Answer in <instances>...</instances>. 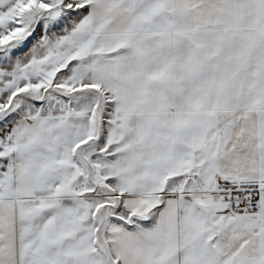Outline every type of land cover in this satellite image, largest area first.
Here are the masks:
<instances>
[{
	"label": "snow or ice",
	"instance_id": "obj_1",
	"mask_svg": "<svg viewBox=\"0 0 264 264\" xmlns=\"http://www.w3.org/2000/svg\"><path fill=\"white\" fill-rule=\"evenodd\" d=\"M0 264H264V0H0Z\"/></svg>",
	"mask_w": 264,
	"mask_h": 264
}]
</instances>
